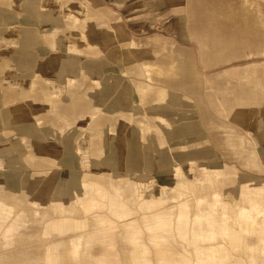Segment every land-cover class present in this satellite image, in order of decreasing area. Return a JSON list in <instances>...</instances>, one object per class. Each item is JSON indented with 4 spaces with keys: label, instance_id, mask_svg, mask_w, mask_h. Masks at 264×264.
Listing matches in <instances>:
<instances>
[{
    "label": "rangeland",
    "instance_id": "obj_1",
    "mask_svg": "<svg viewBox=\"0 0 264 264\" xmlns=\"http://www.w3.org/2000/svg\"><path fill=\"white\" fill-rule=\"evenodd\" d=\"M83 1L90 3L91 9L97 15L114 20L118 40H115L116 45H112L109 54H101L103 60L100 65L104 67L106 73L119 75L122 82L133 80L143 85L147 84V90L134 91L132 94V100L141 102L142 109L140 113L137 108L125 111L127 127L125 126L123 132L120 130L123 124L119 119L120 113L115 114L117 119L112 120L104 118L103 115L88 113L85 122H82L80 112L70 117L60 111L64 102L55 101L59 98L58 95L54 96L50 104L45 99L44 91L49 84L37 75L36 63L22 68L15 66V63L8 64L9 67H16L27 73L28 80L23 81L22 85L24 84L31 92V97L26 98L44 108L32 114L33 123L30 126L32 133L29 130H18L27 112L17 108L27 102V99L11 98L7 102L3 101L1 91L6 84L0 79L2 110L0 154H7L11 160L13 159L10 166H0V172H4L3 175L0 173V189L3 188L6 192L0 195V200H7L6 202L10 203L13 201L14 205H17L16 210L10 214L11 217H3L1 220L0 214V264H97L95 261L97 257L100 264H133L132 260L141 254L143 247L146 248L143 243L149 247L151 264H162L159 263L160 256L167 258L169 264H184L186 260L195 259L196 255L193 252V245L188 246L190 252L185 254L179 240L173 238L168 242V236L174 231L173 227L167 226L163 230L166 234L165 240L161 242L153 240L158 245L156 246L152 241L153 234L148 230L141 213L136 215L134 225L126 224L125 221L124 227L113 224V221H116L113 214L119 220H125V217L131 218L130 216L139 210L151 216L160 212L165 220L176 222V216L172 214L177 212L175 185L180 181H185L187 185L190 183L188 186L192 188L187 189L185 196L191 203L192 220L196 212L205 210L209 205L207 199L198 207L194 203L196 197L211 195L210 199L215 200L216 196L213 193L221 192L223 198L243 203L242 194L235 195L236 187L244 181L241 176L250 174L255 178L264 177V159L261 155H264V141L258 134L259 129L264 128V117L260 118L264 115V37L250 40L252 36L249 27L243 20L230 22L225 18H218L214 25H208L205 21L206 15L200 9L205 3L212 4L217 0ZM231 1L234 7L237 6L238 0ZM257 1L246 0V3L253 8ZM193 6L195 14L191 12ZM238 12L237 6L235 13ZM52 16L56 14L52 13ZM262 26L264 28V25ZM201 36L212 37L214 42L234 41V49L223 46L206 49ZM252 41L255 43L252 44ZM15 43L17 42H7L8 45ZM123 43L126 44V48L120 49ZM249 44L252 45L248 46ZM218 49L221 52H216ZM37 57L40 58L41 55L38 54ZM247 71L248 74H245ZM47 74L49 77L55 76V72L50 68H47ZM107 87V82L102 76L97 88L103 90ZM161 92L164 94L161 95ZM81 95L82 98H88L87 95ZM118 102L119 100H116L117 104ZM155 102L156 109L166 119L164 124L155 116L153 108ZM104 105L111 106L108 101ZM119 109L118 107L117 110ZM258 116L260 120H257ZM188 125L190 130L187 129ZM86 133L92 135V138L88 139L89 135ZM140 137L142 143L138 149L134 142ZM193 137L207 143L212 153L209 159H218L225 166V173L218 175L213 165H209L210 168L208 166L203 168L200 165L201 161L193 160L197 158L194 155L181 161L171 158L163 166L146 169L152 158L163 157L168 152L174 157L181 150V139L188 141L189 151H195L197 145L191 142ZM87 139L88 142H94L88 151L83 149L85 142L88 143ZM121 142L124 143L123 147L119 146ZM43 147L55 150L58 156L51 161L43 159ZM119 151L123 159L117 158ZM132 151L134 155L141 154L144 158L146 156L140 166L128 161V155ZM150 155L156 157L151 158ZM86 156L90 159L85 160ZM185 162H194L191 172L177 175L171 172ZM72 173L78 174L79 178L85 174L89 175L86 178L91 184L97 182L102 185L105 197H101L92 185L84 184L83 191L87 198L108 201L114 199L115 203L99 204L92 210H86L85 206L79 205L78 209L60 212L54 210L50 202L37 201L39 197H45V190L50 197L62 179ZM139 174L156 178L150 186L158 183L157 192L148 198L154 202L151 208H144L138 204L143 201L142 197H138L134 202L129 201L132 195L130 190H117V186H124L130 180L131 184L133 181L132 186L135 188ZM159 185L168 187L163 191ZM170 186H174L173 189ZM64 195L63 199L69 202V196ZM165 195L168 196L166 200ZM127 201L129 205L126 204ZM171 202L175 204L173 207L165 206L166 203L172 205ZM127 206L128 211L132 212L130 216L125 214ZM30 208L34 211L31 212ZM114 209L118 212H114ZM227 210L230 215H234L237 214L238 208L232 207ZM35 211L38 212V216L44 214L46 218L60 220L58 224L62 223V227L69 234H59L50 226L32 221L30 217L26 220L25 216L30 213L35 216ZM98 213L104 217V221L97 222L101 219ZM92 215L97 220L91 218ZM76 222H81V225H75ZM258 227L259 225L256 226L257 230L242 232L241 241H231L224 236H218L216 240L209 242L213 246L221 245L227 249L232 264H237L236 260H241L243 264H264L262 261L257 260L253 263L250 260L251 252H254L253 248L256 245L252 240L256 241L255 237L261 234ZM87 229L91 231L93 237L92 234H86L85 237L91 241L86 246V240H83L80 247L87 257L75 258L70 250L72 249L70 240L73 237L71 232L83 230L87 233ZM136 231L140 232L143 243L141 241L134 243L128 239V236ZM175 232L183 242L203 245L201 244L203 241H187L179 237L176 229ZM58 242H60L58 247L51 245ZM260 247L262 246L259 245L257 250L258 259L264 256L263 251L259 252ZM52 248L56 249L52 252ZM11 254H20L22 260L14 258ZM89 254L92 255V259ZM48 256H51V259H47Z\"/></svg>",
    "mask_w": 264,
    "mask_h": 264
},
{
    "label": "bare ground",
    "instance_id": "obj_2",
    "mask_svg": "<svg viewBox=\"0 0 264 264\" xmlns=\"http://www.w3.org/2000/svg\"><path fill=\"white\" fill-rule=\"evenodd\" d=\"M218 1L221 3H217ZM217 2L212 4L205 3L203 5L204 7L200 9L206 15L205 21L208 25H214L218 18H225L230 22L243 20V22L246 23L245 25L249 27V33H251L250 35L252 36L250 40H252L253 38H258L260 36L264 37V28L262 26L264 25V2L258 0L254 4V7L251 8L250 4L246 3V0H238V13H235L237 6L234 7L231 0H217ZM191 12H194V14L196 13L194 6ZM52 13L56 14V16H52ZM117 32L118 31L115 26L114 20L109 19L105 16L97 15V13L94 12L93 9H91L90 3H86L83 0H0V79H3L2 82L6 84L5 88L1 91L2 100L7 102L11 98L21 100L22 98H29V96L31 97V92L25 88L24 84L22 85L23 81L28 80L27 73H25L21 69H17L16 67H9L8 64L15 63V66H17L18 68H22L25 66L34 65V63H36L37 75L42 77L49 84L45 89L46 91H44V97L46 100H48L49 104L54 100V96L58 95L59 98L55 101L61 100L64 102V105L60 107V111L63 112L65 116L70 117H74V114L80 112L82 122H85V118L87 117L88 113H90L91 115H103L104 118L111 120L115 118L117 119V116H115V114L120 113L119 119L123 121L120 130L123 132L125 130L127 122L125 111H133L137 108V111L140 113L142 109V103L134 102L132 100V94L134 91L143 92V89L147 90V84L143 85V83L135 82L133 80L122 82V79L119 75L106 73L104 67L100 65L103 60V58H101V54H109L112 50V45H116L115 40H118ZM218 36L220 37L221 35ZM201 40L204 42L206 49H216V47L222 46L226 48H232L235 45L234 41L219 40L217 42H214L212 37L209 36H201ZM9 41L17 43L8 45L7 42ZM253 43L255 42L252 41V44ZM252 44H249L248 46H251ZM121 45L122 46L120 47V49L126 48V44L123 43ZM56 48L59 50L54 51L53 49ZM116 48L118 47L116 46ZM216 52L221 51L220 49H218ZM38 54L41 55L40 58L37 57ZM83 54H86V56H83ZM10 58L13 59L11 60ZM47 68H50L55 72L54 77L48 76ZM246 73L248 74V71L245 72V74ZM102 76H104L108 85V87L103 90L101 88H97ZM81 94H84L85 96L87 95L88 98H82ZM160 94L163 95L164 92H161ZM114 95H118V97ZM175 96H177V94ZM116 100H119L118 104L116 103ZM107 101L110 102L111 106L104 105ZM136 105L140 107H135ZM118 107L120 108L119 110H117ZM156 107L157 105L155 102L153 104V108H155V116L158 117L164 124L166 122V119H164V115H162L159 110L156 109ZM167 107L171 108L170 105H167ZM43 108L44 107L38 106V104L31 99H27V102L20 104L17 109L26 111L27 115L25 117L23 116V120L22 118H20V121H22L21 125L18 126V130H29V132H31L32 128H30V126L32 125L31 123H33L32 114L33 112H39ZM1 111L2 110L0 109V120L2 119ZM263 117L264 115L260 116V118ZM257 118H259V116ZM260 118L257 120H260ZM148 126L150 127L151 124H148ZM187 129L190 130L189 125ZM258 132V134L264 141V128L259 129ZM87 134L88 133H86V135ZM88 135V139H91L92 135ZM153 136L155 135L153 134ZM116 142L118 141L116 140ZM191 142L197 145V149L195 151H189L187 148L189 144L188 141L186 139H181V150L176 153L174 157H171V155L173 154L170 155L169 152L166 153L165 156L159 158H157L156 156H152L156 157L152 158L150 155V157L152 158V162L149 161L146 169L150 170L153 168H157V166H163V164L168 160H171V158L181 161L189 159L194 155L197 156V158L193 160L201 161L200 165L203 168L207 166L209 167V165H213L216 169L215 172L218 175L226 172V170L224 169L225 166H223V164H221L218 159H209L212 153L211 148L207 145V143H205L204 141H200L195 137L191 138ZM1 143L4 144L5 142ZM93 143L94 142L91 141L88 143L85 142V145H82L83 149L87 150ZM141 143V137L134 142L135 146H138V149L140 148L139 145H141ZM123 145V142L119 143L120 147H123ZM104 146L106 145H103V147ZM105 148H103V150ZM134 149L135 148L133 147V151ZM119 153L120 151L118 152V155ZM132 153L128 155V161L135 166H140V164L145 161L146 156L144 158L141 154L136 153L138 155H134V153ZM261 155L264 159V155ZM57 156L58 155L55 150H52L48 147L42 148L43 159L51 161ZM12 157L14 158L15 156ZM119 157L122 158V155L117 156V158ZM257 157L258 156H256V158ZM84 159L88 160L90 159V157L88 158L86 156ZM12 160L9 155L0 154V166H10ZM96 163H98L97 159ZM193 164L194 162L182 163L180 164V167H177V169L172 170L171 172L175 175L180 173H189L193 170ZM0 173H2L3 175L4 172ZM39 173L41 174V172ZM31 175L33 174L31 173ZM4 176L6 177V174H4ZM86 176L89 175L85 174L81 178H79L78 174L72 173L70 176L64 177L62 179V182L53 189L50 197L49 195H47V191L45 190V197L42 195L43 197H39V200H37V198L35 199L37 201H40V203L50 202L51 207L54 210H59L60 212H66L74 210L76 208L78 209L79 205L85 206L86 210H92L99 204L115 203L114 199H110L108 201L102 199L87 198L83 191L84 184L86 183L92 185L93 188L99 192V195H101V197H105V194L103 192L104 189L102 188V185H99L97 182L91 184ZM138 176L139 178L136 182L135 188H133L132 186V184H134L133 181L131 184L130 180L127 182V184H124V186H117V190H130V192H132V195L128 199L129 201L134 202V200H136L138 197H142L143 201L138 204H140L141 207L144 206V208H151L154 206V202L148 198L151 194H155L157 192L156 188L158 187V183L153 184L156 187H153V185L150 186V184L155 181L156 178L140 174ZM173 177L175 178V176ZM188 178L190 179V176H188ZM241 179H243L244 181L241 185L236 187L235 195L238 196L242 194V201L243 203L248 202L247 204H240L239 202L231 201L230 198H223L221 192L213 193L216 196L215 200L210 199L211 195L196 197L194 203H196L198 207L207 199H209V205L205 208V210L201 209V211L196 212L193 220L190 216L191 203L189 202V199L185 197L187 195L186 191L189 188L188 185L190 184V181L188 182V185L185 181L178 182L175 185V190L177 192L175 194V198H177V212L172 215L176 216L175 229L177 230L179 237L191 242L205 240L212 241L216 240L218 236H224L231 241H241L242 232L252 231L253 229L257 230L256 226L259 225L258 232H260L261 234L255 237L256 245L254 246V252H251L250 257L251 262L255 263L258 260L257 257H259L257 254L258 246L261 244L262 247L259 248V252L263 251L264 253V177L255 178L253 175L249 174L247 176H241ZM159 186L161 190L163 189V191L165 187H168L167 185H163L162 187L161 185ZM192 186L193 184L191 185V187ZM208 186L213 187V185ZM170 187L171 189H173L174 186ZM5 193L6 192L3 188L0 189V195H3ZM64 194L69 196V202H66L63 199ZM167 197L168 196L165 195L164 199L166 200ZM6 201L0 200L1 220L3 217H11L10 214L13 213L17 207V205H14L13 201L12 203H10V201ZM126 204L129 205L128 201L126 202ZM232 207L238 208L237 214L230 215L228 213L227 209ZM30 210L31 212L34 211L31 208ZM126 210L127 211L125 212V214L127 216H130L132 212L130 210L128 211V206ZM114 212L118 211H115L114 209ZM37 213L38 212H36V215L34 214L35 216H33V213L32 215L31 213L30 215L28 214L27 216H25L26 220H28V217H30L32 221L34 220L36 222L50 226L54 229V231H57L58 233H68L67 230H64V227H62V223L58 224V222H61L60 220L56 221L52 217L46 218L44 214H42L43 216H38ZM143 217L146 219V225H148L149 229L154 233L153 240L157 242L165 240L166 234L163 232V230L167 226L173 227V220H165L160 212L152 216L144 214ZM127 219H129V217H125L124 221H126V224L131 223L132 225H134L136 222L134 218H130L131 220L129 222L127 221ZM75 225H81V222H76ZM85 235L86 234L82 233L83 239L86 238ZM76 238L77 237H74L73 235L70 240V244L72 246V249L70 250L72 255L75 258L87 257L84 256V251H81L80 249L81 244L83 243L82 238L80 237L81 239L79 238L78 240H76ZM128 239H130L134 243L139 242L140 233L138 231L132 232L128 236ZM193 244V251L196 255L195 260L200 262L201 264H232L229 251L223 248L221 245L219 247H215L213 245L199 246L195 243ZM247 246L250 247L249 245ZM55 249L56 248H52V252ZM25 252L27 251H23V253ZM11 256L22 260L20 254H11ZM146 256L147 248L143 247L141 254L133 259L131 263L143 264V262L147 258ZM90 257L92 259V255H90ZM90 257L88 256V258ZM47 259H51V256H48ZM168 261L169 260L167 258L161 256L160 262L162 264H169ZM240 261L236 260L237 264H243V262ZM262 262L264 263V259H262ZM183 263L192 264L193 260H186ZM97 264L100 263L97 262Z\"/></svg>",
    "mask_w": 264,
    "mask_h": 264
},
{
    "label": "crops",
    "instance_id": "obj_3",
    "mask_svg": "<svg viewBox=\"0 0 264 264\" xmlns=\"http://www.w3.org/2000/svg\"><path fill=\"white\" fill-rule=\"evenodd\" d=\"M120 198H122L121 196H119ZM172 203V202H171ZM175 204L174 203H172V205H170V204H168V203H166V205L165 206H168L169 208H171V207H173ZM101 207H104V206H100V208ZM107 208V207H106ZM108 209V208H107ZM109 210V209H108ZM110 211V210H109ZM111 212V211H110ZM138 213H141V217H143V214H144V211L143 210H139L137 213H135V214H133V215H131L130 217L131 218H134V219H136L137 220V218H136V215L138 214ZM99 214V213H98ZM111 214H113L112 212H111ZM100 215V217H101V219L100 220H97V218H95V217H93V215L91 216V218H93V219H95V220H97V222H102V221H104V217L101 215V214H99ZM113 216H114V218L116 219V221H113V224H117L118 226H122V227H124L123 226V223L125 222L124 220H119L114 214H113ZM144 218V217H143ZM130 220V218L128 219V221ZM144 220H146L145 218H144ZM88 221H89V218H88ZM146 222V221H145ZM88 226V225H87ZM175 226H176V223H175V221H173V228H174V231H173V233H172V235L171 236H168V242L171 240V239H175L176 238V240H179L180 242H181V244L183 245V248H184V253L186 254V253H188V252H190V249L188 248V246H191V245H193V250H194V244L193 243H186V242H183V241H181L178 237H177V235H176V232H175ZM147 228H148V230L153 234V238H154V233H153V231L152 230H150L149 229V227H148V225H147ZM4 229V228H3ZM74 236H77V240L81 237L82 238V241L83 240H86V246L90 243V241H91V239L89 240V239H87V238H84L83 239V237H82V233H85V234H92L91 233V231L90 230H88L87 229V233L86 232H84L83 230H76V231H73V232H71ZM140 233V232H139ZM59 234H69V233H61V232H59ZM79 235V236H78ZM92 237H93V234L91 235ZM80 238V239H81ZM153 238H152V241H153ZM140 241H141V235H140ZM206 241H210V240H205V241H203L201 244H203L204 246L205 245H212L210 242L209 243H206ZM254 243H256V241H254V240H252ZM84 242V241H83ZM142 242V241H141ZM60 242H58V243H53V244H51L52 246H57L58 244H59ZM143 243V242H142ZM153 243L156 245V246H158L154 241H153ZM62 244V243H61ZM145 246H146V248H147V258L145 259V261L143 262V264H151L152 262H151V260H150V258H149V247H148V245L146 244V243H143ZM242 244L244 245V247H246V245L242 242ZM262 245V244H261ZM59 246V245H58ZM57 246V247H58ZM220 245H218V246H215V247H219ZM82 247V246H81ZM259 247V246H258ZM194 252V251H193ZM91 255V254H90ZM130 255H131V258H132V252H130ZM160 255H161V253H160ZM98 257L96 258V260L95 261H97L98 262ZM160 259H161V256H160V258H159V263H160ZM196 259V258H195ZM195 259H192L193 260V263L192 264H201L200 262H198V261H196ZM262 259H264V256L262 257V258H259L258 259V262H261L262 261Z\"/></svg>",
    "mask_w": 264,
    "mask_h": 264
}]
</instances>
